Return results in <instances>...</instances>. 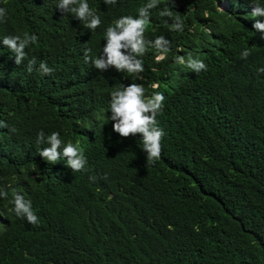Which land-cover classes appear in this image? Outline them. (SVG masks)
Masks as SVG:
<instances>
[{"label": "trees", "instance_id": "16d2710c", "mask_svg": "<svg viewBox=\"0 0 264 264\" xmlns=\"http://www.w3.org/2000/svg\"><path fill=\"white\" fill-rule=\"evenodd\" d=\"M87 2L98 4L95 31L61 13L58 0H0L8 13L0 23V188L9 192L0 198V264H264V34L253 28L251 0H159L151 10L145 39L164 36L171 50L159 62L142 57L146 95L166 98L157 116L162 154L148 166L139 134L109 130V94L133 77L84 62L85 48L101 54L112 21L136 16L148 0ZM165 7L184 31L169 30ZM24 32L38 41L18 66L2 38ZM178 55L203 60L207 71L177 64ZM41 62L50 75L38 71ZM41 130L78 144L86 171L72 172L66 158L44 161ZM13 189L32 202L37 226L15 216Z\"/></svg>", "mask_w": 264, "mask_h": 264}, {"label": "clouds", "instance_id": "9594fccd", "mask_svg": "<svg viewBox=\"0 0 264 264\" xmlns=\"http://www.w3.org/2000/svg\"><path fill=\"white\" fill-rule=\"evenodd\" d=\"M104 5L115 6L117 0H103ZM253 7L251 16L255 18L253 28L256 32L264 34V5L251 0ZM174 5V2L172 0ZM97 5L90 7L87 0H58L56 8L63 14L72 13L73 17L83 22V26L90 31H95L101 25V19L96 14ZM159 0H148L137 9V15L121 16L112 21L113 23L105 30V45L98 57L91 55V49H84V62L91 65L99 72H110L115 70L120 73H127L133 77L127 86L121 84L119 88L111 90L108 101V121L110 129L121 138H129L139 134L142 141V150L146 153V166L155 164L162 154V140L165 137V131L159 127L157 116L164 107L165 96L162 92L156 91L151 95H146V89L143 85L144 69L143 56L152 57L155 62L163 61L170 52L171 42L164 36H158L154 41L145 39L147 25L151 22V10L158 8ZM223 11V9H221ZM161 18L172 19L169 26L168 20L164 24L169 26L170 31H184V21L179 16H173L170 8L165 7L160 12ZM207 15V14H206ZM7 9L0 7V23L7 20ZM75 22V21H74ZM261 38H264L262 35ZM38 37L34 34L24 32L23 36L16 34L2 38L3 45L13 53L16 65H21L27 58L26 48L35 44ZM151 49L153 52H151ZM182 51V49H181ZM155 55V56H154ZM251 55L248 49L241 52V58L247 59ZM177 64H186L194 73L207 71L208 65L200 59H193L191 55L187 60L184 56H176ZM35 60H28L27 71L31 73ZM115 69V70H114ZM41 73L50 75L53 69L46 62H41L39 69ZM264 72V68L258 69ZM137 80V81H134ZM158 85L149 86L156 88ZM102 92L99 94L101 96ZM7 124L0 120V128H6ZM37 142L46 144L39 152V156L48 163L55 164L66 158V166L72 172L86 171L87 157L84 150L78 144L68 142L65 144L59 132H52L45 136L41 130L37 135ZM95 180V177H90ZM10 187V185L8 186ZM9 192L5 188H0V198L7 199ZM13 205V212L19 219L26 220L29 224L37 226L39 218L33 209L32 202L26 200L23 195L12 190V196L9 201Z\"/></svg>", "mask_w": 264, "mask_h": 264}, {"label": "rangeland", "instance_id": "374dc122", "mask_svg": "<svg viewBox=\"0 0 264 264\" xmlns=\"http://www.w3.org/2000/svg\"><path fill=\"white\" fill-rule=\"evenodd\" d=\"M223 4H224V3L220 4V5H219V8L225 10L226 6H224ZM222 5H223V6H222Z\"/></svg>", "mask_w": 264, "mask_h": 264}, {"label": "bare ground", "instance_id": "6f19581e", "mask_svg": "<svg viewBox=\"0 0 264 264\" xmlns=\"http://www.w3.org/2000/svg\"><path fill=\"white\" fill-rule=\"evenodd\" d=\"M170 2H171V1H170ZM223 5L225 6V4H223ZM223 5H222V6H223Z\"/></svg>", "mask_w": 264, "mask_h": 264}]
</instances>
